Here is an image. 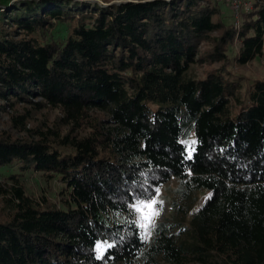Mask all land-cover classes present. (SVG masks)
I'll return each mask as SVG.
<instances>
[{"label":"trees","instance_id":"trees-1","mask_svg":"<svg viewBox=\"0 0 264 264\" xmlns=\"http://www.w3.org/2000/svg\"><path fill=\"white\" fill-rule=\"evenodd\" d=\"M11 1L0 112L29 138L0 135V264H264V80L244 89L232 70L262 59L264 0L238 28L220 0ZM46 108L67 133L27 129ZM30 171L62 185V207L28 195ZM172 179L171 210L190 223L159 222L145 241L129 205ZM97 243L114 247L97 259Z\"/></svg>","mask_w":264,"mask_h":264},{"label":"rangeland","instance_id":"rangeland-1","mask_svg":"<svg viewBox=\"0 0 264 264\" xmlns=\"http://www.w3.org/2000/svg\"><path fill=\"white\" fill-rule=\"evenodd\" d=\"M21 0H15V2L20 3ZM75 2L80 3H89L91 5L98 3L102 6L108 7L110 3L114 2H127V1H145V0H84L78 1L74 0ZM252 2V0H250ZM220 7H221V15L224 21L227 24H233L234 26L240 27L243 20L242 16L237 17L234 19L232 18V9L231 6L228 5L226 0H220ZM16 4V3H15ZM218 16H215L217 19ZM235 23V24H234ZM238 24V25H237ZM66 26L63 24L58 23L56 28L53 31L54 36H62L66 34ZM238 44L230 47L229 55L233 57L235 50H237ZM219 66V65H216ZM207 65L196 67L194 69V73L197 76H201L204 71L209 69ZM233 72L242 77L243 87L246 89L249 87L254 81L256 80H264V64L259 60V57H256L252 62L245 64V65H233L232 67ZM21 112V111H19ZM9 114L1 113L0 112V135L6 134L11 135L12 137L19 138V139H28L29 133L24 131H20L17 128L12 126L10 123ZM61 113L55 109L46 108L41 112L33 113L32 117L29 119L27 123V129H38L40 127H47V128H55L63 133H67L70 128L64 126L61 121ZM2 175H10L14 173H19L17 168H6L1 170ZM20 181L23 183L26 192L28 195L33 197L34 199L41 202L42 198L46 199L49 203L62 207L60 202V192L62 185L57 180L48 181L45 177L42 176L39 172L30 171L26 172L19 176ZM177 186V181L172 179L169 183L159 189V192H156L155 197L158 200L163 201V210L159 217L156 218V224L162 221H167L169 223L176 224V229L181 227H185L189 225L190 219L184 216L179 215L178 213L171 210L170 203L173 199L172 191ZM210 195L209 191H204L200 194V202L195 206L194 210H196L202 203H204L207 196ZM4 202L0 198V220L6 219L5 211L3 209ZM206 264H224L219 257H213L209 260Z\"/></svg>","mask_w":264,"mask_h":264},{"label":"snow or ice","instance_id":"snow-or-ice-1","mask_svg":"<svg viewBox=\"0 0 264 264\" xmlns=\"http://www.w3.org/2000/svg\"><path fill=\"white\" fill-rule=\"evenodd\" d=\"M191 148L192 145L197 143L196 140L181 141ZM188 158H191V152H189ZM159 192V189H157ZM210 198V196H209ZM129 207L137 213L133 223L142 230V239L149 240L152 233L156 230V218L160 216L163 210V201L158 200L156 197L137 198L135 202ZM114 247L113 244L97 243L95 245V251L97 253V259H102L106 248Z\"/></svg>","mask_w":264,"mask_h":264},{"label":"built area","instance_id":"built-area-1","mask_svg":"<svg viewBox=\"0 0 264 264\" xmlns=\"http://www.w3.org/2000/svg\"><path fill=\"white\" fill-rule=\"evenodd\" d=\"M229 2L232 11L237 17L240 16L242 11H250L253 8V4L250 0H226ZM238 25V24H237ZM261 62L264 64V54L262 56Z\"/></svg>","mask_w":264,"mask_h":264},{"label":"water","instance_id":"water-1","mask_svg":"<svg viewBox=\"0 0 264 264\" xmlns=\"http://www.w3.org/2000/svg\"><path fill=\"white\" fill-rule=\"evenodd\" d=\"M21 1H24V0H21ZM78 1H84V0H78ZM152 1H156V0H145V1H137V2H135V1H127V2H123V3L122 2H114V3H110V5H114V4H125V3H146V2H152ZM167 1H170V0H167ZM15 3H17V2H15V0H12L10 2V5H13Z\"/></svg>","mask_w":264,"mask_h":264}]
</instances>
